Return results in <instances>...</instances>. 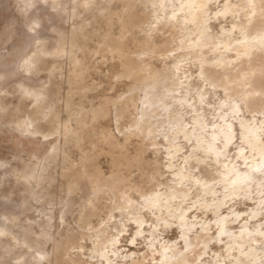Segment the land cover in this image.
Returning <instances> with one entry per match:
<instances>
[{
	"label": "clouds",
	"instance_id": "obj_1",
	"mask_svg": "<svg viewBox=\"0 0 264 264\" xmlns=\"http://www.w3.org/2000/svg\"><path fill=\"white\" fill-rule=\"evenodd\" d=\"M0 264H264V0H0Z\"/></svg>",
	"mask_w": 264,
	"mask_h": 264
}]
</instances>
